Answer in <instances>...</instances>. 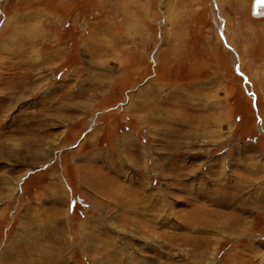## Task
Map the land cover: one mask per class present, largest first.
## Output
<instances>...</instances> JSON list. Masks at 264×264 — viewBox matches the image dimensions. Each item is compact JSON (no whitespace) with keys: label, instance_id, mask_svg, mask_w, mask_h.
Instances as JSON below:
<instances>
[{"label":"rangeland","instance_id":"obj_1","mask_svg":"<svg viewBox=\"0 0 264 264\" xmlns=\"http://www.w3.org/2000/svg\"><path fill=\"white\" fill-rule=\"evenodd\" d=\"M254 0H0V264H264Z\"/></svg>","mask_w":264,"mask_h":264},{"label":"water","instance_id":"obj_2","mask_svg":"<svg viewBox=\"0 0 264 264\" xmlns=\"http://www.w3.org/2000/svg\"><path fill=\"white\" fill-rule=\"evenodd\" d=\"M264 6V0H254L252 5V15L257 16L258 15V9L259 7Z\"/></svg>","mask_w":264,"mask_h":264},{"label":"bare ground","instance_id":"obj_3","mask_svg":"<svg viewBox=\"0 0 264 264\" xmlns=\"http://www.w3.org/2000/svg\"><path fill=\"white\" fill-rule=\"evenodd\" d=\"M253 17H255V16H253ZM260 17H264V6L259 7V9H258V15L255 18H260Z\"/></svg>","mask_w":264,"mask_h":264}]
</instances>
